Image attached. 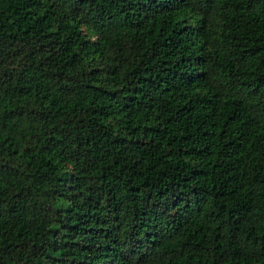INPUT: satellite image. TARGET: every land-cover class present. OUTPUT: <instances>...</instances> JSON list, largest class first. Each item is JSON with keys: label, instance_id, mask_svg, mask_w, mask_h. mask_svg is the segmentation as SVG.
Masks as SVG:
<instances>
[{"label": "trees", "instance_id": "16d2710c", "mask_svg": "<svg viewBox=\"0 0 264 264\" xmlns=\"http://www.w3.org/2000/svg\"><path fill=\"white\" fill-rule=\"evenodd\" d=\"M0 264H264V0H0Z\"/></svg>", "mask_w": 264, "mask_h": 264}]
</instances>
